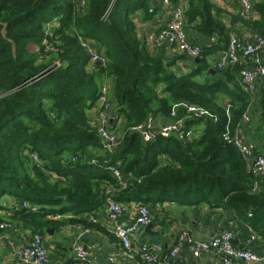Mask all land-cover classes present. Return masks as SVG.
Here are the masks:
<instances>
[{
	"label": "trees",
	"instance_id": "trees-1",
	"mask_svg": "<svg viewBox=\"0 0 264 264\" xmlns=\"http://www.w3.org/2000/svg\"><path fill=\"white\" fill-rule=\"evenodd\" d=\"M172 2L183 3L186 25L220 37L219 47L203 48L186 73L153 54L138 34L139 14L151 19L161 2L0 0V210L6 193L38 206L15 208L12 214L33 234L59 227L64 220L57 216L66 213L70 224L94 226L81 212L111 197L225 206L264 235V176L250 170L234 144L252 95L237 77L240 65L208 71L212 56L229 42L230 29L212 12L222 8L213 0ZM254 10L258 19L243 20L238 9L233 16L264 37V0H254ZM83 41L93 48L99 44L107 63L92 65ZM105 74L115 79L112 128L119 140L112 149L92 117L100 112ZM188 104L206 114L189 113ZM258 107L264 143V81ZM172 112L175 119H187L188 128L203 124L202 134L158 132L145 140L142 128L149 118L163 115L168 122ZM114 165L134 178L118 181ZM110 189L116 193L109 194ZM7 222L0 216V223Z\"/></svg>",
	"mask_w": 264,
	"mask_h": 264
},
{
	"label": "crops",
	"instance_id": "crops-1",
	"mask_svg": "<svg viewBox=\"0 0 264 264\" xmlns=\"http://www.w3.org/2000/svg\"><path fill=\"white\" fill-rule=\"evenodd\" d=\"M155 2V0H153ZM214 3L222 8L221 10L214 9L213 15L216 19H221L230 33H236L240 38L252 40L255 35H259L251 27L243 23V21L234 18L236 15L238 4L237 0H213ZM161 0H156L155 4L160 5ZM162 5V3H161ZM183 5V3H182ZM82 6V4H81ZM83 8V6H82ZM254 10L250 19H258L259 15ZM249 19V20H250ZM169 20V15L163 12L162 7L149 20L142 19V13L138 18V34L142 37L148 49L155 55H161L165 59L175 62L174 70L178 73H186L194 66L193 59L186 58L184 53L174 51L167 46L166 43L157 41L159 30L164 27ZM187 34L190 41L199 44L202 49H209L213 45L219 47L220 37L218 33L203 34L191 25H187ZM97 52H101L102 47L98 44ZM95 49V50H96ZM217 48L216 51H218ZM215 51V52H216ZM264 59V52L262 54ZM218 60V56H212ZM215 60V61H216ZM92 65L93 62H91ZM212 67L215 63H212ZM242 67V62L239 63ZM237 68V77L239 70ZM236 67V66H233ZM215 68V67H214ZM105 79L103 86L108 89L109 97L111 96V111L114 115V99L112 90L114 86V77L110 74H105L100 78V82ZM100 83V84H101ZM242 83V82H241ZM259 85L252 95V103L248 109L251 117L248 124H244L238 132V136L246 143L254 145V149L258 148L264 151V143L261 140L260 127V111L258 107ZM101 87V86H100ZM111 94V95H110ZM92 113V112H91ZM98 116V115H97ZM93 113V120L97 118ZM163 115H157L149 118L144 126L148 125V129H159L165 123ZM113 121V117L111 119ZM198 130L204 129L203 124H197ZM192 128V135H195L196 125ZM167 160V159H166ZM127 175V176H125ZM124 179H133L132 174H125ZM109 194L116 193L115 189H110ZM121 197V196H119ZM118 197V198H119ZM117 198V199H118ZM97 208L89 211L81 212L88 219L90 215L95 218L94 226L85 227L83 224L68 223L69 213L58 215L57 218L64 220L59 227H54L52 233L47 232L43 235L44 241L52 263L54 264H150L143 263L139 259L137 253L127 255L124 251L120 239L114 233V222L109 218L107 201ZM29 201V200H28ZM122 202L126 206L125 212L120 214L118 221L124 225L133 224L137 218V211L141 201L133 200H116ZM23 199L15 201L12 199L10 203L3 204L4 208L0 210V216L5 219L8 226L0 229V264H23L21 259V249L28 243L33 236V232L23 223L22 220L13 219V211L22 208ZM31 202V201H30ZM147 205L150 208L152 215L153 233H147L145 226H140L138 230L132 234V242L136 247L140 244L161 245V250L158 251L160 259H166L171 251L172 246L180 238V236H190L194 240H209L225 229H232L234 232L233 241L237 246L250 247L258 252H264V235L255 232L252 227L243 219L238 217L233 209L222 207H210L206 204H184L181 202H149ZM73 214V213H71ZM159 233V234H156ZM80 242L85 245L88 250V257L85 261H80L76 258L73 244ZM172 264H222L219 257L214 253H205L199 257L193 256L191 250L185 247L181 254L173 259ZM264 264V262L255 263Z\"/></svg>",
	"mask_w": 264,
	"mask_h": 264
},
{
	"label": "built area",
	"instance_id": "built-area-1",
	"mask_svg": "<svg viewBox=\"0 0 264 264\" xmlns=\"http://www.w3.org/2000/svg\"><path fill=\"white\" fill-rule=\"evenodd\" d=\"M162 10L169 15L167 24L162 27L157 34V41L166 43L168 47L174 51L181 52L189 56L191 59H197L202 52V47L189 40L187 34L186 15L184 6L174 4L172 0H161ZM238 13L243 20H249L254 12V0H237ZM89 49L92 56V62H100L106 64V57L97 52L88 42H82ZM264 37L255 35L252 40L240 38L236 33H230L228 46L224 51L218 53V60H213L217 70H223L233 67L242 62L239 70V77L243 88L250 94H254L258 83L264 81ZM216 60V61H215ZM99 108L100 112L97 116L98 131L108 149H112L119 140L118 135L112 128V121L109 116L111 109L108 89L104 86L99 92ZM187 111L194 115H204L206 111L194 104L186 105ZM174 119L163 123L159 129H148L143 126V136L145 140L153 138V134L158 133L168 137L172 134H183L187 132V136L192 135V128L187 127V119H175V112L171 114ZM250 122V115L246 112L239 125V130L244 124ZM238 130V132H239ZM235 146L241 151L243 157L250 163V170L257 176H264V151L257 153L254 145L246 143L238 136L234 138ZM36 158L35 155H33ZM111 169L118 181L125 183L124 174L117 168L112 166ZM22 207L30 210H38V206L32 204L28 200L22 202ZM108 215L114 222V233L120 239L124 251L127 255L137 253L139 259L150 264H172L173 259L179 256L185 247H188L193 256L199 257L205 253L216 254L222 264H255L264 262V252H258L250 247L237 246L234 241V232L232 229L224 231L213 236L209 240H194L190 236H180V238L172 246L169 256L166 259H160L158 251L161 245L140 244L134 246L132 242V234L135 233L140 226H145L152 222V215L147 204L142 203L138 207L137 218L133 224L124 225L118 221L120 214L125 212L126 206L122 202L113 199L107 201ZM90 220L95 222V218L90 215ZM8 226V223H0V229ZM73 249L76 258L85 261L88 257V250L84 244L74 242ZM21 259L23 264H54L52 263L46 243L41 234H33L30 241L21 249Z\"/></svg>",
	"mask_w": 264,
	"mask_h": 264
},
{
	"label": "rangeland",
	"instance_id": "rangeland-1",
	"mask_svg": "<svg viewBox=\"0 0 264 264\" xmlns=\"http://www.w3.org/2000/svg\"><path fill=\"white\" fill-rule=\"evenodd\" d=\"M36 48V47H35ZM213 59V58H212ZM214 60V59H213ZM105 81V79L102 81V83L100 84V89H102L104 86H103V82ZM223 98V97H222ZM224 102V104H227V108L229 109L230 107H231V103H230V101H229V99H227V100H224L223 101ZM98 103H99V98H98ZM110 103H111V106H112V102H111V99H110ZM98 106H99V104H97ZM109 116H110V118L112 119V117H113V115H112V111H111V109L109 110ZM250 119H251V117H250ZM198 125H196V129H197V131H196V133H195V136L196 137H199L201 134H202V132H203V129H201V131H199L198 130ZM116 134L119 136V133H117L116 132ZM12 199H14L15 201H18V200H21L22 198L21 197H18V196H15V195H12V194H8V193H6V195L2 198V200H1V203L2 204H7V203H10V201L12 200ZM32 203V202H31Z\"/></svg>",
	"mask_w": 264,
	"mask_h": 264
},
{
	"label": "water",
	"instance_id": "water-1",
	"mask_svg": "<svg viewBox=\"0 0 264 264\" xmlns=\"http://www.w3.org/2000/svg\"><path fill=\"white\" fill-rule=\"evenodd\" d=\"M155 2H156V0H155ZM155 2H154V3H155ZM197 60H198V59H197ZM97 64H100V62H97ZM208 71H209V72H212L213 74H215V73L217 72V70H216L214 67H210V68L208 69ZM224 107L227 108V107H228L227 104H224ZM227 109H228V108H227ZM153 227H154V225H153V223L151 222V223L145 225V231H146L147 233L152 234V233H153ZM53 230H54V227H51V228H48V229H47V232L52 233ZM156 234H159V233L156 232Z\"/></svg>",
	"mask_w": 264,
	"mask_h": 264
},
{
	"label": "bare ground",
	"instance_id": "bare-ground-1",
	"mask_svg": "<svg viewBox=\"0 0 264 264\" xmlns=\"http://www.w3.org/2000/svg\"><path fill=\"white\" fill-rule=\"evenodd\" d=\"M96 110H97V111H100V110H101V108H96Z\"/></svg>",
	"mask_w": 264,
	"mask_h": 264
}]
</instances>
